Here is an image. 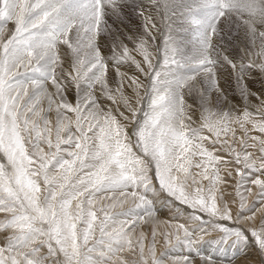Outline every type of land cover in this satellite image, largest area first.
Instances as JSON below:
<instances>
[{"label":"snow or ice","instance_id":"obj_1","mask_svg":"<svg viewBox=\"0 0 264 264\" xmlns=\"http://www.w3.org/2000/svg\"><path fill=\"white\" fill-rule=\"evenodd\" d=\"M0 264H264V0H0Z\"/></svg>","mask_w":264,"mask_h":264},{"label":"rangeland","instance_id":"obj_2","mask_svg":"<svg viewBox=\"0 0 264 264\" xmlns=\"http://www.w3.org/2000/svg\"><path fill=\"white\" fill-rule=\"evenodd\" d=\"M164 215L167 216V213H165ZM163 250L164 249H163V246L162 245L158 247V252L163 251Z\"/></svg>","mask_w":264,"mask_h":264}]
</instances>
